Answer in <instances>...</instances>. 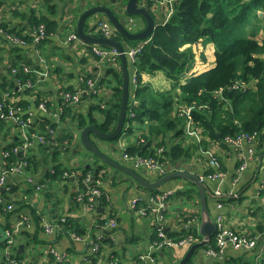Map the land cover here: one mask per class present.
I'll list each match as a JSON object with an SVG mask.
<instances>
[{"label": "trees", "instance_id": "trees-1", "mask_svg": "<svg viewBox=\"0 0 264 264\" xmlns=\"http://www.w3.org/2000/svg\"><path fill=\"white\" fill-rule=\"evenodd\" d=\"M117 1L118 4L111 2L112 7L122 9L126 0ZM158 2V0H147L146 4L157 23L153 35L147 39L146 43H144L145 40L130 41L133 45L140 42L144 45L135 62H131V66L128 63L130 71L133 72L136 69L137 84L134 96L131 98L130 95L127 112L129 124L125 129V135L130 137L135 135V142L132 145H127L123 149V153L139 154L143 157L154 156L164 166L170 168L182 166L201 149L208 148L211 143L225 145V137L235 138L243 132L254 133L264 130V37H259V35L264 34V0H177L174 3V12L166 21L160 17L158 12L153 10V6L155 7ZM46 3L50 9L54 7L49 0ZM97 4L104 3L98 1ZM99 15L106 17L104 14ZM41 24L45 25L46 31L45 37L37 41L41 45L47 41L58 26L56 20L44 13L35 14L33 12L31 14L30 26L35 32L33 36L28 32L25 34L22 31L24 28L17 30L8 22H2L5 33H0V40L5 43L8 42L11 45L10 50L18 53L17 60H12L7 66V72L4 75L0 74V87L3 89V93L0 94V101L9 102L14 107L20 108L22 117L29 121V131L32 134L39 133L45 137V141L38 142L35 147L37 139L29 137L34 145L21 149L20 145L24 143L25 139L20 129L18 130V125L9 119L0 117V122L5 125L7 123L13 124V129L20 135L19 139L14 138L10 145L1 149L0 156L2 157L1 160L4 161L0 162L2 164L1 169L4 166L10 171L8 176L23 177V180L18 181L19 183L13 184V182L6 180L5 185L0 186V196L3 198V202L0 203V224L5 231H14L17 221L13 223L11 220L15 213L19 216L18 220L24 219L26 222V215L22 212L24 208L31 209L38 225L41 224V220L44 221L43 211L38 210L32 204L34 201L32 195L46 190L45 184H50L53 181L70 180L71 176L77 178L78 188L72 192V203L77 207V210L80 208L83 211L82 201L77 199V194L80 191H86L85 180L89 172L94 176L93 180H89L90 185L95 184L98 178H101L105 183L111 182L109 178L110 175L112 176L111 171H106L100 175V171L105 170L108 164L89 165L80 162L79 165L68 167L63 162L58 161V156L61 151L64 152L71 147L72 149L77 147L76 143L80 142V138L74 134L75 129L94 124L103 132L114 130L121 108L122 73L114 65H109L107 71L109 75L110 73L112 75L113 79L111 80H99L93 74L82 75V79L76 88L73 86L62 90V92L70 91L71 93L81 90L79 102L64 100L61 97L62 111L56 120L43 117L32 121L29 115L31 103L25 99H20L17 95L21 90L32 94L36 89L35 83L39 77L34 72L37 67L31 63L32 59L22 58L20 54L24 51V47L36 38ZM7 33L24 39L27 44L21 45L11 41ZM93 34L101 35L100 32H93ZM116 35L118 40L129 41L118 32ZM201 42L204 45L214 44L215 65L207 70L193 73L185 82H182V74L194 68L198 61V53L195 47ZM92 53L100 60V56L94 50ZM199 55L201 60H207L204 52L199 53ZM1 57L2 55H0V59ZM86 59L87 57H82L81 61L85 62ZM26 66H29L30 70H26ZM58 68L60 67L58 66ZM157 71L165 72L171 81V89L161 91L154 88L151 83L144 81L143 73L155 74ZM89 79L94 80L96 86L113 85L114 94L112 100L108 101L109 106L108 102H105L106 99L101 97L98 92L90 91L91 88L87 82ZM237 80L250 83V87L247 90L234 88L233 85ZM29 82L31 85H28ZM4 92H9L10 97L6 98ZM87 95L91 96L94 102L90 103L88 110L82 111L78 105ZM33 100L34 105L38 107L41 102H45L47 112H50V99L37 93ZM102 104H105L106 107H103ZM184 105L191 108L193 127L199 130L201 135L199 141L187 132V117L182 115L179 110ZM132 111L134 115H130ZM69 117L71 120L70 131L58 135L48 131L51 128L55 130L60 121H67ZM67 128L66 126L61 129L65 131ZM36 147L40 152H46L48 156L46 155L44 158L42 154L37 153ZM160 147L163 150L157 154ZM16 148L17 150H15ZM97 159L99 158L97 157ZM23 160L27 161L23 173L11 172V166L19 164ZM127 163L133 167L130 162ZM45 164L48 168L41 176L40 170ZM185 170L189 171V168ZM219 171H224L223 167L220 166ZM213 172L215 170L209 166L208 170L198 174L208 176ZM28 178H32V180L29 181ZM112 178L116 179L113 176ZM186 181L189 183V187L184 188L179 193L188 200L196 201L200 207L198 188L194 183ZM101 189L103 194L100 198V205L105 208V211L96 207L95 210L99 209L100 214L93 222L85 221L87 214L84 212L79 215L69 213L59 215V217L55 215L52 220L62 224V228L57 229L56 233L68 235L72 239H74L73 235H78L87 241L98 240V232H103L99 240V251L91 250L92 254H89L93 264H97L98 259L102 256L105 243H112L113 239L108 234L115 233L119 227L110 228L106 226L112 217V212L106 210L110 201L106 191V194L104 193V184ZM142 204L148 206V211L152 209V204L149 201H143ZM193 217L195 220L201 219L200 208L197 213L188 215L183 221L184 224L188 222L189 229L187 231L184 229L174 234L166 231L167 236L172 239H181L191 233L202 239L199 229L190 222ZM62 218L65 220L62 221ZM155 226L158 227L159 225ZM23 234L28 235V238L36 243H50L51 247L54 245V241L42 240L37 234L32 235L22 229L20 232L14 233L15 243L12 245L13 251L10 255L5 254L7 239L0 241V264H15L12 263V259L22 264H32V262L27 263L24 259V253L19 252L18 235L23 236ZM24 244L26 246L28 241ZM202 247L218 249L215 233L210 241ZM50 257L56 260L52 252ZM62 264L68 263L64 260ZM259 264H264V258Z\"/></svg>", "mask_w": 264, "mask_h": 264}, {"label": "crops", "instance_id": "crops-1", "mask_svg": "<svg viewBox=\"0 0 264 264\" xmlns=\"http://www.w3.org/2000/svg\"><path fill=\"white\" fill-rule=\"evenodd\" d=\"M46 1L48 0H0L2 21L8 22L11 26L16 27L17 30L24 28L22 31L25 34L26 32L32 36L35 34L30 26V18L33 12L35 14L44 13L48 15L56 20L58 25L45 43L39 45L34 39L24 47V51L20 54L22 58L32 59L31 63L37 67L34 72L39 77V80L35 83L36 89L32 94L21 90L17 95L20 99H25L31 103L32 107L29 115L32 121L43 117L56 120L62 111V90L66 87L74 86L76 88L82 79V75L93 74L99 80L113 79L111 73L109 75L107 70L114 60H99L92 53L93 44L85 41V43H82L80 40L70 41L68 39L71 33L77 32V21L80 13L88 7L87 5L102 0H49L54 6L52 9H50ZM109 6H112V4H109ZM98 15L90 17L86 23V30L90 34H93L94 21ZM132 23H135V21L133 20ZM208 45L211 47L210 56L212 58L207 55V60L203 61H207L209 65L204 68H202L203 65H195L194 68L197 70L193 71V68H191L188 70V74H186V71L181 78L182 82H185L193 72H201L215 65V46L213 43H208ZM10 48L11 45L8 42L5 43L0 40V55H2L0 59V74L2 75L7 72L6 68L10 62L17 60L16 56L18 53L12 52ZM82 57H87L85 62L81 61ZM129 64L131 66L130 60ZM58 66L60 68L57 69ZM117 69L121 72L120 63ZM134 71H131V73L133 74ZM157 73H159L158 76H156ZM142 76L144 81L151 83L158 90L171 89V81L161 71H157L155 74L143 73ZM1 80L4 81L3 79ZM112 86V84H104L99 89L98 94L106 99V103L113 98L114 88ZM131 88L130 95L132 98L136 88L132 81ZM1 93H3V89L0 87ZM37 93L50 99V112L43 111L34 105L33 99ZM93 102L94 99L87 95L78 106L82 111H86L89 109L90 103ZM109 105L110 103L108 102ZM70 124V117L67 121H60L55 133L57 135L59 133H67L70 131ZM12 125L10 123L5 125L0 122V151H2L3 147L10 145L14 138H20V135L13 129ZM66 126L68 128L63 131L61 128ZM134 136L128 139V143L121 142L119 144L122 148V153L116 152L113 146H109V151L115 155L120 154L121 158L118 159L125 161L122 144L125 146L132 145L135 142ZM193 136L198 141L201 138V135L200 138L199 135ZM91 137L93 139L96 136L92 134ZM75 138L77 141L76 135ZM37 143H35L34 147ZM76 148L73 147L72 149L71 147L65 150L58 156V161L63 162L68 167L79 165L78 163L81 160L77 156ZM35 151L42 154L44 158L46 155L48 156L46 152L42 153L37 150V147ZM213 156L219 157L221 167H223V172L225 173V176L218 179H207L208 181H206L211 191L208 194L207 202L213 219L215 220L220 213L226 224L235 231L259 237L264 231V133L257 139L244 141L240 146L230 142H226L225 145L211 143L208 148L205 150L201 149L182 166H173L165 171L170 172L176 169L185 170L189 168V171L203 173L211 166L217 172L220 167L211 165ZM1 158L0 156V162H3ZM114 158L116 159L115 156ZM124 161L121 162L125 163ZM1 166L2 164L0 163V171ZM47 168L48 166L45 164L40 170L41 176L47 171ZM144 170L147 171V174H145L150 180H155L164 174L158 169ZM111 172L116 179L110 175L111 182L104 183V189L110 201L106 210L111 211L116 216L119 227L114 233L112 243H105L103 254L98 259L97 264H136L142 255H148L149 253L155 257V260L147 259L144 264H178L186 254L190 244L187 243L176 248H155L154 243L158 237V227L155 225H158V223L154 215H139L131 209V205L136 199L150 202L152 195L168 191V208L165 212L166 219L163 221L165 232L169 231L174 234L184 229L187 231L184 228L183 221L188 215L197 213L200 208L196 201L188 200L179 193L184 188L187 189L189 183L186 179L174 178L157 189H147L135 181H131L128 174L126 176L121 175L118 178L117 171ZM21 180H23V177L18 175L8 176L7 178V181L13 182V184ZM77 188V178L74 176H71L70 180L53 181L50 184H45L46 190L32 195L34 199L32 204L38 210L43 211L44 221H52L55 215L59 217V215L62 216L66 213L79 215L83 212L82 209L79 208L77 210V207L72 203V192ZM217 191H220L221 194H217ZM219 203L222 204L221 207H218ZM22 212L25 213L27 220L18 232L25 229L26 232L32 235L37 234L42 240L54 241L53 247H56L60 253L65 255V262L68 264H93L89 258V254H92L89 241H76L68 235H60L56 232L55 234H48L43 228V220L38 225L31 209L24 208ZM86 214L85 221L93 222L100 214V211L99 209L92 210ZM18 218L19 216L15 213L11 221L14 223L18 221ZM200 222L201 219L199 224L196 222L194 224L197 229H199ZM2 230L4 229L0 224V237ZM18 238L19 252L24 253V259L27 263L58 264L56 260L50 257V243H36L32 239L30 240L28 235L24 234L23 236L18 235ZM2 240L0 239V241ZM26 241H28V244L25 246L24 243ZM263 246L264 241L262 240L258 242L255 249L227 246L222 256H214L208 253L207 248L201 247L194 252L188 264H259L264 258Z\"/></svg>", "mask_w": 264, "mask_h": 264}, {"label": "built area", "instance_id": "built-area-1", "mask_svg": "<svg viewBox=\"0 0 264 264\" xmlns=\"http://www.w3.org/2000/svg\"><path fill=\"white\" fill-rule=\"evenodd\" d=\"M159 2L157 5L154 7L153 10L155 12H158L160 17H162L165 21L169 18V16L174 12V3L177 0H158ZM141 4L147 7V0H141ZM133 18H129V23L133 22ZM2 18L0 16V33H5V30L2 27ZM94 29L97 30L98 32L101 33V35L106 36V37H115L117 31L112 25V23L104 16H96L95 21H94ZM46 31H45V25L41 24L38 30V33L36 34L35 41H40L43 37H45ZM7 36L9 39L15 43L21 44V45H26L27 42L20 38L15 36L14 34H9L7 33ZM68 39L70 41L72 40H80L82 43H85L78 35L77 32H73L69 35ZM148 40L146 39L144 43H146ZM144 43H139L134 46H129L126 49V55L128 56L129 60L131 62H135L137 55L141 52ZM92 48L94 52L100 56V60H116L119 57V52L116 48H110V47H105L97 44H93ZM26 66V70H30V67ZM131 81L133 82L134 86L137 84V72L136 69L134 73L132 74V79ZM88 84L90 85L91 92H99L100 86L97 85L94 80L89 79ZM28 85H31V82L28 83ZM234 88H240L242 90H247L250 87V84L245 82L244 80H237L235 84L233 85ZM82 94V91H76L75 93H71L70 91H65L62 92V97L64 100H70L73 102H79L80 96ZM6 98L10 97L9 92H6ZM104 107L105 104H102ZM39 108L42 109L43 111H47V106L45 102H41L39 104ZM180 110V113L182 115H185L187 117V132L190 135H199L200 138V133L199 130H196L193 128V119L191 117L190 111L191 108L186 107V105L182 106ZM131 115H134L132 113ZM0 117L9 119L12 122H14L16 125H18V130L20 129L23 138L25 139L24 143L20 145L21 149H26L34 145L32 140H29V137H34L37 139V142H44L45 137L42 134L39 133H34L32 134L29 131V121L25 120L22 115L20 108L14 107L11 103H6L3 101H0ZM50 133H55L54 129H49L48 130ZM264 133V130L261 132H254V133H248V132H243L237 137H225V142H230L233 143L237 146L242 145L244 141H250L257 139L260 137L261 134ZM125 149V147L123 148ZM17 150V148L15 149ZM163 150L162 147L158 148L157 154H160L161 151ZM8 154V152H7ZM123 157L125 158V161L130 162V164L133 165L134 168H146V169H158L161 172H164V174L167 172L165 171L167 169L166 166L163 165L159 161L158 158L154 156H147L143 157L139 154H129V153H123ZM4 162V161H3ZM27 165V161L23 160L19 164H14L11 166V172H16V173H23L24 166ZM211 165L215 167H220L221 163L218 159V157L213 156L211 159ZM178 170V169H176ZM8 171L6 168L1 169L0 171V186H4L6 183V180L8 178ZM106 172L105 170L100 171V175L102 173ZM222 176H225V173L223 171H217L209 174L208 176L206 175H200L201 179L207 180V179H218ZM94 176L89 174L86 177V184L87 188L86 191H80L77 194V199L82 201L83 204V212L84 213H90L92 210H95L96 207H102L100 205V198L102 197L103 191L101 189V186L105 183L101 178L96 179V183L93 185L89 184V180H93ZM29 181L32 180V178H28ZM105 193V190H104ZM106 194V193H105ZM217 194H221L220 191H217ZM168 197H169V192L166 191L162 194L156 193L152 195L150 199V203L152 204V209L148 211V206L143 205V200L142 199H136L133 201L131 205V209L136 211L139 215L142 216H149V215H154L156 222L158 223V240L155 241L154 246L155 248H169V247H179L184 244H193L195 242L200 241L201 239L197 238L193 234H189L187 237L181 238V239H172L167 236L166 232L164 231V226H163V221L166 219L165 212L168 208ZM87 198V200H86ZM3 202L2 196H0V203ZM96 205V206H95ZM95 206V207H94ZM222 204H218V207H221ZM104 209V207H102ZM65 218H62V221H64ZM199 219H194L191 218L190 222L192 224H199ZM24 219H19L17 221L16 227L13 229L14 231L7 230V245L5 248V254L10 255L13 251L12 245L15 243V237L14 233L18 232L21 227L24 224ZM215 223H216V231H215V239L217 242L218 249L214 248H208L207 251L208 253L214 255V256H222L224 253V250L227 246H232L234 248H245V249H255L257 246L258 242L260 240L264 241V231L260 234V236H250L247 234H242L231 227H229L226 222L224 221L223 216L219 213L216 218H215ZM184 228L189 229L188 222L185 224L183 223ZM107 227H117L118 226V221L116 216L112 213V217L108 220L106 223ZM43 228L48 234H55L57 229L62 228V224L58 221H43ZM103 235L102 231L98 232L97 239L98 240H91L89 241V245L92 251L97 252L99 251L100 248V239ZM111 239H114V233L108 234ZM74 240L76 241H86L83 237L78 236V235H73ZM264 248V246H263ZM51 252L55 255L56 260L58 264H62V262L66 259L65 255L63 253H60L56 248L51 247ZM147 259L155 260V257L153 255H142L140 260L136 262V264H144V262ZM11 260V259H10ZM12 263L15 264H22L19 261L12 259Z\"/></svg>", "mask_w": 264, "mask_h": 264}, {"label": "water", "instance_id": "water-1", "mask_svg": "<svg viewBox=\"0 0 264 264\" xmlns=\"http://www.w3.org/2000/svg\"><path fill=\"white\" fill-rule=\"evenodd\" d=\"M112 1L113 3L115 2V0ZM98 14H104L106 18L112 23L116 31L129 41L118 40L116 37H106L103 35L88 33V31L86 30V23L88 19L92 17V15L94 16ZM132 15H140L145 19L146 25L143 29L133 31L132 28L129 27V20L127 17H131ZM156 27L157 23L154 16L146 6L141 4V0H126L122 9L114 8L112 6L104 4H95L93 6L87 7L80 13L77 21V33L83 41L90 44L116 48L118 50L119 57L115 61H113L111 65H114L116 68H118L119 63L121 64L123 86L121 108L114 130H112L111 132H103L99 130L98 127H96L94 124H88L83 128L75 129V133L80 138L79 141L83 145V147L87 151L95 154L100 159V161H102V164L105 163L111 165L116 170H120L128 174L131 181H135L136 183L142 185L143 187H146L147 189H157L160 186L164 185L167 181L174 178H183L196 185L200 195L199 199L201 209V222L199 226V232L202 236V239L198 242L190 244L186 254L178 263L188 264L194 252L210 241L217 227L207 202L208 194H210L211 191L206 180L201 179L198 173L188 170L170 171L155 180H150L132 166L126 165L123 162L118 161L114 157L106 154L91 138V134L93 133L96 137L105 140H114L123 133L124 129H126V122L128 119L127 112L130 102L132 73L128 66L129 58L126 55L125 51L129 46H133V43L130 41L146 40L150 38L153 35ZM100 208L102 207H99V209ZM102 209L100 210L102 211Z\"/></svg>", "mask_w": 264, "mask_h": 264}, {"label": "rangeland", "instance_id": "rangeland-1", "mask_svg": "<svg viewBox=\"0 0 264 264\" xmlns=\"http://www.w3.org/2000/svg\"><path fill=\"white\" fill-rule=\"evenodd\" d=\"M101 2H103L104 4H112L111 2H110V0H102ZM126 2V1H125ZM124 2V3H125ZM114 3H116V4H118V1L117 0H115V2ZM113 3V4H114ZM95 4H97V3H91V4H89V5H87L88 7H90V6H93V5H95ZM262 13V12H261ZM93 16V15H92ZM130 18V16H128V19ZM133 19H134V21H135V23H129V27H131L132 28V30L133 31H136V30H139L140 28H142L143 26H145V20L143 19V17L142 16H140V15H135L134 17H132ZM93 32H95V33H98V31L97 30H93ZM117 36V35H116ZM259 37L260 38H262V37H264V34H261V35H259ZM121 39H123V38H121ZM196 49V52L198 53L197 54V59H198V61L196 62V65L198 66L199 64L200 65H203L202 66V68H204V67H206V66H208L209 64H208V62L207 61H203V60H201V58H200V55H199V53H201V52H204L205 54H206V56L208 55V56H210V50H211V47L208 45V44H203L202 42L201 43H198L197 44V46L195 47ZM207 58V57H206ZM210 58H212V56H210ZM201 61H203V62H201ZM201 68V69H202ZM197 69H195V68H193V71H196ZM207 70V69H206ZM163 74H165L163 71H161ZM186 72V71H185ZM185 72L182 74V76H184V74H185ZM194 73V72H193ZM186 74H188V71H187V73ZM159 75V73H157V75L156 76H158ZM105 107H106V105H105ZM133 113V111L131 112V114ZM127 124H129L128 123V121L126 122ZM129 138H131L129 135H125V129H124V131H123V134H122V136H120V137H118V138H116V139H114V140H105V139H102V138H99V137H95V138H93V140H94V142L98 145V147L102 150V151H104L106 154H108V155H110V156H112V157H116V159L119 161H124L123 159H118V158H121L120 157V154H118V155H115L114 153H111L110 151H109V146H113L114 148H115V150H116V152H119V153H122V148H121V146H119V144L121 143V142H125V143H128V139ZM122 147L124 148V147H126L124 144H122ZM121 151V152H120ZM63 153V151H61L59 154L61 155ZM77 156H78V158L81 160V162H84V163H88V164H102V161H100L99 159H97V157L92 153V152H89V151H87L84 147H83V145L80 143V142H78V144H77ZM125 163L124 164H126V165H128V163H127V161H124ZM138 172H140L141 174H143L146 178L148 177L146 174H147V171H145L144 169H146V168H142V169H139V168H135ZM105 171H117V177L119 178L121 175L122 176H126L127 174L126 173H124V172H122V171H120V170H116L114 167H112L111 165H107L106 167H105ZM146 173V174H145ZM7 238V234H6V231L5 230H2V234H1V237H0V239H6Z\"/></svg>", "mask_w": 264, "mask_h": 264}]
</instances>
